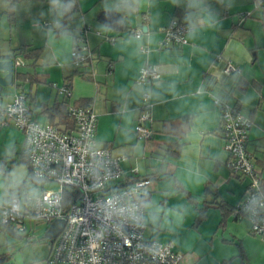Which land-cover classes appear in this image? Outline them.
Listing matches in <instances>:
<instances>
[{
	"label": "crops",
	"instance_id": "1",
	"mask_svg": "<svg viewBox=\"0 0 264 264\" xmlns=\"http://www.w3.org/2000/svg\"><path fill=\"white\" fill-rule=\"evenodd\" d=\"M209 3L219 13L221 25L215 30H204L195 37L186 36V43L167 44L168 56L176 60L183 58L191 65L189 83L178 85L181 92L189 88L194 89L201 80L215 79L217 76L229 83V95L232 96L229 104L246 113L252 120L247 148L254 157L260 171L261 184L264 186V0H234L231 9L227 8L226 3L220 5L216 0H209ZM14 4L18 6V10L14 12L12 22L8 20L5 10H0V59L7 58L6 56L12 54L20 45L37 48L38 56L24 59V69L20 68L21 65L14 67L25 71L26 79L22 81L21 86L15 85L14 91L6 100L2 99V96L0 100L6 102L15 92H24L32 118L40 122H47L39 109L41 103L51 105L55 101L66 100L68 105H90L97 115L95 139L103 141L102 147L109 148L114 156L121 158L123 173L117 184H126L134 178L146 176L151 179L148 192L156 196L162 188L161 176L157 171V158L178 155L176 142H168V136L171 130L180 125L181 117L176 108L181 102L172 101L170 96L165 97L168 103H156L154 107L151 106L152 102H148L151 119L145 123L153 130L150 138H141L135 131L138 114L144 103L132 105L137 109L134 121L135 138L132 143L139 140L144 151L141 157L130 155L127 151L129 145L124 143L123 137L117 131L122 122L116 116L120 105L116 102L113 90L128 83V79L121 74V54L117 48L119 37L135 30V19L132 25L117 27L112 34L102 36L97 31V25L103 23L99 19L103 12L102 0H76L71 27L75 29L79 26L83 42L91 52L92 58L78 67L74 65L65 69H44L41 66L44 39L33 29L32 22L39 20L44 27L49 25L50 18L47 15L41 18L39 15L41 11L47 13L48 0H16ZM153 11L161 13L160 28L174 18L183 22V7L175 8L168 0H158V8ZM143 16L142 12L141 17ZM64 23H69L67 18ZM110 37L114 40L110 41ZM158 38H163L162 31ZM229 61L239 72H226L225 66ZM236 73L241 75L238 85L233 87L231 80ZM60 85H70L69 96L59 92L57 87ZM233 93L235 95H232ZM245 93L255 96L247 109L240 104V99ZM220 126L221 116L217 127L213 129L218 138L217 147L210 150L213 153L223 151L225 155L214 165L208 183L197 190L196 195L202 196L203 199L200 204L195 205L194 214L186 219L178 243H173L174 248L182 253L179 264H264V239L251 232L248 218H235L231 212V208L244 196L249 178L230 171L227 165L229 154L224 146ZM10 140H15L16 150L14 157L6 161L4 150ZM24 144V132L12 121L0 124V163H5L9 169L23 164L29 171ZM189 195L191 197V194ZM176 202V197L168 198L169 205ZM218 203L224 206L223 209ZM144 237L153 240V236L145 230ZM158 239L161 242H172L176 237L160 233ZM30 241L27 240L23 244L29 246L41 264H70L49 261L50 243L44 246ZM15 245L8 251L10 257L2 264H17L15 256L22 245L13 251ZM3 253L7 251L0 252Z\"/></svg>",
	"mask_w": 264,
	"mask_h": 264
},
{
	"label": "clouds",
	"instance_id": "2",
	"mask_svg": "<svg viewBox=\"0 0 264 264\" xmlns=\"http://www.w3.org/2000/svg\"><path fill=\"white\" fill-rule=\"evenodd\" d=\"M168 2L175 8L183 7V24L186 26L187 37H195L204 30H215L222 23L219 13L213 9L209 0ZM216 2L220 5L226 3L228 9L234 4V0ZM75 4L76 0H48L47 13L41 11L39 15L41 18L47 15L50 18L49 25L44 27L39 20L32 22L33 29L44 39L41 65L44 69L72 68L83 59L80 28L78 26L73 29L70 23ZM101 7L110 21L97 25V31L102 36L112 34L117 27L132 25L134 19L136 21L135 31L118 39L121 74L128 79V83L113 90L116 102L120 105L116 116L122 122L117 131L124 143L129 145L128 153L141 157L144 151L139 140L132 143L137 116V109L132 107L133 104L152 102L151 106L154 107L156 103H168L165 97L170 96L172 101L181 102L176 108L181 120L179 127L171 130L168 136V142H176L178 155L157 158L162 188L156 196L141 187H112L109 183L113 175L110 169L112 161L102 151L103 141L85 138L82 150L88 157L84 174L91 181L89 191L103 197L95 199L93 214L98 223L93 236L97 240H103L109 234L123 237L129 229H144L153 236V240L142 247L153 257H158L164 247L159 243L160 233L176 237L172 243H178L186 219L194 214L195 205L200 204L203 199L196 195L197 190L208 183L214 165L224 158L223 151L213 153L210 149L217 147L218 138L213 129L220 120V107L230 103L232 96L229 95V83L218 76L199 81L194 89L189 88L185 92L179 90V84L189 83L191 65L183 58L176 60L169 57L167 46L158 38L162 31L159 27L161 13L153 11L158 8V0H102ZM0 10L15 12L18 6L12 0H2ZM66 18L69 21L67 24L64 23ZM8 75L7 68H0V78L7 79ZM240 75L236 73L232 77L233 87L238 85ZM254 99L255 96L245 93L240 104L247 109ZM8 110L16 111L11 107ZM238 119L242 123H248L246 113H242ZM47 134L48 130L37 122L25 141V155L31 156L34 162L31 172L23 164L9 169L5 163H0V211L10 209L8 214L30 215L33 219L43 216L61 217L65 207L71 202L66 198L63 186L67 184L70 191H75L80 185L75 174L69 172L68 165L62 168L59 161L52 158L42 160L34 155L36 148L33 146L38 147L40 138ZM15 150V140H10L4 150L6 161L14 157ZM124 158L127 159V156ZM53 162L57 163L56 168L50 167ZM53 184L61 187L52 188ZM253 187L255 192L247 195L244 207V213L249 219H256L264 214V188L258 183H254ZM172 197H176L177 202L169 205L168 198ZM74 219L80 223L83 218ZM125 244L131 247L130 240L126 239ZM15 260L17 264H41L27 244H22ZM93 262L98 264V258L93 257Z\"/></svg>",
	"mask_w": 264,
	"mask_h": 264
},
{
	"label": "built area",
	"instance_id": "3",
	"mask_svg": "<svg viewBox=\"0 0 264 264\" xmlns=\"http://www.w3.org/2000/svg\"><path fill=\"white\" fill-rule=\"evenodd\" d=\"M163 38L161 41L165 45L169 43H186V26L178 19H172L162 28ZM135 31V30H134ZM82 39V38H81ZM83 40V39H82ZM80 51V49H78ZM92 58L91 52L86 48L83 42V59L78 61L75 66H81ZM24 61L20 58L14 60V66L23 65ZM226 72H239V69L232 63L227 62ZM64 96L70 95V90L66 85L57 87ZM26 95L22 91L15 92L10 100L2 102L0 100V124H8L12 121L15 126L24 132L25 141L37 121L32 118L29 105L26 101ZM16 111L10 112L9 108ZM68 110L73 119L75 129L73 131H63L50 122H40L48 134L40 138L39 146L34 155L42 160L52 158L59 161V166L68 165L70 173H74L78 179L80 187L77 189V197L65 207L61 217L43 216L39 220L50 224L54 219H63L64 223L58 234L51 238V252L49 261L66 262L70 264H94L93 257L98 258V264H179L182 253L174 248L171 241L161 242L163 250L160 256L153 257L142 247L150 244L152 240L144 237V229H129L123 237L107 235L103 240H97L93 233L97 230L98 220L93 214L96 198H103L99 193L89 191L91 181L84 174L88 157L84 154L82 146L85 138L95 139L97 115L90 106L69 105ZM242 114L229 103L222 104L220 107L221 116V135L224 138V146L229 157L227 165L233 174L247 176L249 182L246 192L241 200L233 207L232 214L235 218L246 217L244 207L247 203V195L254 193V183H258L262 188L260 171L257 168L254 157L247 148L248 132L252 125V120L248 117V123H242L238 119ZM150 118L149 103H144L138 114V122L135 125V131L141 138H150L153 134L152 128L145 122ZM96 140V139H95ZM107 158L111 159L110 169L112 177L109 183L112 187L126 189L129 186L141 187L148 191L151 184L149 177L134 178L126 184L118 185L117 182L122 176L123 170L120 165V157L112 154L107 147H102ZM25 153V151H24ZM29 165V171H32L34 162L31 156H26ZM57 163L53 162L50 167L56 168ZM69 185H64L66 187ZM61 185L57 184L59 189ZM10 213V209L0 211V223L12 225L16 231L25 230V220L32 218L30 215L15 216ZM75 217H81L82 222L77 223ZM33 219V218H32ZM249 219V218H248ZM251 232L264 239V214L256 219H249ZM130 240L131 247L125 244V240Z\"/></svg>",
	"mask_w": 264,
	"mask_h": 264
},
{
	"label": "trees",
	"instance_id": "4",
	"mask_svg": "<svg viewBox=\"0 0 264 264\" xmlns=\"http://www.w3.org/2000/svg\"><path fill=\"white\" fill-rule=\"evenodd\" d=\"M15 2H16V0H12L13 4ZM75 9H76V4H75V7L73 8V10H75ZM5 12H6L8 20L10 22H12L14 20V12H12V11H5ZM99 19L103 23L110 22L105 17L103 12L100 14ZM80 37L83 39L81 33H80ZM109 40L113 41L114 38L110 37ZM37 56H38V49L37 48L29 47L28 45H20L19 47L15 48V50L13 51L12 54H9L6 57L11 58L13 60L20 57V59H22L24 61V59H32V58H35ZM26 75H27V73L25 71L15 69L14 70L13 85L21 86L22 81H24V79H26L25 78ZM26 98H27V95H26ZM75 105L90 106L88 104H82V103L75 104ZM68 106L69 105L67 104L66 100H60V101H55L51 105H49L47 103H41V104H39V109H40V112L45 115L47 122L53 123L54 125H56L58 128H60L63 131H73L75 129V125H74L72 117L70 116ZM64 192H65L66 198L69 201L76 198L77 194H78L77 189L75 191H70V186L64 187ZM218 206L222 209L224 207L221 203H218ZM233 207L231 208V211H232ZM37 221H39V220H37ZM1 225L3 226L4 229L13 228L12 225H8V224H1ZM47 239L49 242L53 241V239H51V238H47ZM9 257H10V254H8V253L0 254V264H2L3 261L8 259Z\"/></svg>",
	"mask_w": 264,
	"mask_h": 264
},
{
	"label": "rangeland",
	"instance_id": "5",
	"mask_svg": "<svg viewBox=\"0 0 264 264\" xmlns=\"http://www.w3.org/2000/svg\"><path fill=\"white\" fill-rule=\"evenodd\" d=\"M24 69L25 66L20 67ZM15 85L11 84L8 86H4L2 91L0 92V96L2 99L6 100V98L14 91ZM52 188H57V184L51 185ZM25 230L18 231L21 234L20 238L13 237L6 230H4L3 226L0 224V252L10 251L11 247L16 244L12 249L16 251L19 249L20 245L25 243L27 240H31L30 242H37L41 244L48 245L50 242L44 236V232L49 224L43 221H37L32 218H27L25 220ZM7 243H10L9 245ZM51 244V243H50ZM9 246V247H8ZM45 246V245H44Z\"/></svg>",
	"mask_w": 264,
	"mask_h": 264
},
{
	"label": "water",
	"instance_id": "6",
	"mask_svg": "<svg viewBox=\"0 0 264 264\" xmlns=\"http://www.w3.org/2000/svg\"><path fill=\"white\" fill-rule=\"evenodd\" d=\"M0 61H6V63H0V68H7L9 70L8 78H0V92L4 86H8L13 84L14 80V60L11 58H4L0 59ZM58 221V222H54ZM64 220L63 219H54L46 228L44 232V236L46 238H54L58 232L60 231L61 227L63 226ZM7 232L12 235L13 237L20 238L21 234L14 230L13 228H8Z\"/></svg>",
	"mask_w": 264,
	"mask_h": 264
}]
</instances>
